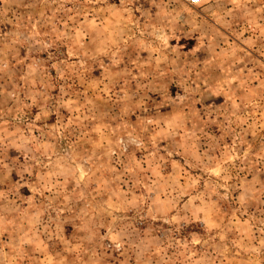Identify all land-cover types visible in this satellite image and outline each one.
I'll return each mask as SVG.
<instances>
[{
	"label": "rangeland",
	"instance_id": "rangeland-1",
	"mask_svg": "<svg viewBox=\"0 0 264 264\" xmlns=\"http://www.w3.org/2000/svg\"><path fill=\"white\" fill-rule=\"evenodd\" d=\"M0 264H264V0H0Z\"/></svg>",
	"mask_w": 264,
	"mask_h": 264
},
{
	"label": "built area",
	"instance_id": "built-area-1",
	"mask_svg": "<svg viewBox=\"0 0 264 264\" xmlns=\"http://www.w3.org/2000/svg\"><path fill=\"white\" fill-rule=\"evenodd\" d=\"M189 4H198L201 0H187Z\"/></svg>",
	"mask_w": 264,
	"mask_h": 264
}]
</instances>
